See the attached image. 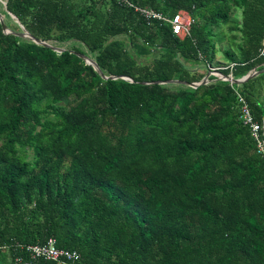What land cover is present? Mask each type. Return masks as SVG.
I'll return each mask as SVG.
<instances>
[{"label":"trees","instance_id":"trees-1","mask_svg":"<svg viewBox=\"0 0 264 264\" xmlns=\"http://www.w3.org/2000/svg\"><path fill=\"white\" fill-rule=\"evenodd\" d=\"M131 1L189 34L117 0L0 10V264H56L16 247L50 239L74 264H264V151L236 94L263 124L264 74L158 84L264 69V0Z\"/></svg>","mask_w":264,"mask_h":264},{"label":"built area","instance_id":"built-area-1","mask_svg":"<svg viewBox=\"0 0 264 264\" xmlns=\"http://www.w3.org/2000/svg\"><path fill=\"white\" fill-rule=\"evenodd\" d=\"M117 2L121 5H127L134 8L148 20L170 23L174 33L179 36H185L190 32L192 19L184 13H178L174 18H168L153 9L137 6L131 0H117ZM260 55L264 56V42L260 50ZM236 94L240 106V119L245 126H248L251 129L252 135L258 143L260 151H264V124L254 118L245 95L239 90L236 91ZM16 247L25 251L33 260H44L47 262H55L56 264H74L79 258V255L76 252L59 249L54 239H50L43 245H17Z\"/></svg>","mask_w":264,"mask_h":264},{"label":"water","instance_id":"water-1","mask_svg":"<svg viewBox=\"0 0 264 264\" xmlns=\"http://www.w3.org/2000/svg\"><path fill=\"white\" fill-rule=\"evenodd\" d=\"M10 15L17 20V18L14 15H12V14H10ZM0 22L2 23V25L4 27V30L7 33H13L7 27L6 21H5V15H3L2 13H0ZM15 34L20 36V37H23V38H29L32 41H34L35 43H37L39 45H42V46H45V47H48V48H51L54 51H57V52H64L65 51V49L56 47V46L52 45L51 43H48V42H45V41H42V40H39V39L35 38L24 27H23V31L21 33H15ZM78 55L82 59H84L88 64L92 65L101 74V76L104 79H106V80H109V79L117 80L119 78H123V79H127V80L130 79V78H126V77L106 76L94 59H92L90 56H87V55H83V54H78ZM262 74H264V69L259 70L258 68H256L251 73H249L247 76H245L244 78L235 79L233 77V75L226 76V75L222 74L221 72H219L218 70L214 71L213 69H211L209 71V73L204 77V79L201 82H199V83H186V82H182V81H178V80H171V81H166V82H158V84H185V85H188V86H190V87H192L194 89H197L201 85L208 84L210 82V78L212 76H214V77H216L217 80L228 81L231 84L240 86V85H243L244 83H246L247 81H250V80H252V79H254V78H256V77H258V76H260ZM130 80H132V79H130ZM143 84H146V83H143ZM263 124H264V121H263Z\"/></svg>","mask_w":264,"mask_h":264},{"label":"rangeland","instance_id":"rangeland-1","mask_svg":"<svg viewBox=\"0 0 264 264\" xmlns=\"http://www.w3.org/2000/svg\"><path fill=\"white\" fill-rule=\"evenodd\" d=\"M5 3H6V0H0V10H6V8H5ZM187 15V14H186ZM5 19H6V16H5ZM8 20H9V22H11L12 24H14V23H17V20L15 19V18H13L11 15H10V18H8ZM226 45L228 44V43H225ZM56 46V45H55ZM60 46V45H59ZM59 46H56V47H59ZM61 46H63V47H59V48H62V49H65V48H70L71 46H73V43L71 42V43H67V44H65V45H61ZM78 46L80 47V48H82L83 50H85L86 51V49H85V47L83 46V45H80V44H78ZM218 60L219 61H221V62H225V60L223 59V55L222 54H219L218 55ZM213 70L214 71H217L218 69H216V68H213ZM219 71V70H218ZM209 73V72H208ZM66 103H67V101H66ZM32 154V153H31ZM31 158V157H30Z\"/></svg>","mask_w":264,"mask_h":264},{"label":"bare ground","instance_id":"bare-ground-1","mask_svg":"<svg viewBox=\"0 0 264 264\" xmlns=\"http://www.w3.org/2000/svg\"><path fill=\"white\" fill-rule=\"evenodd\" d=\"M121 5V4H120ZM123 6V5H122ZM125 6H127V5H125ZM129 7V6H128ZM131 8V7H130ZM134 9V8H133ZM136 11V10H135ZM136 12H138V11H136ZM139 13V12H138ZM141 14V13H140ZM142 15V14H141ZM143 16V15H142ZM144 17V16H143ZM146 20H148L146 17H144ZM149 22L151 21V20H148ZM128 80H130V79H128Z\"/></svg>","mask_w":264,"mask_h":264}]
</instances>
